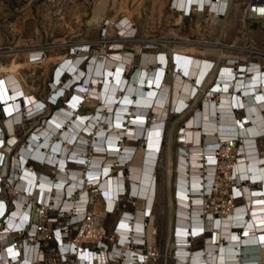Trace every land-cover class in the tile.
I'll list each match as a JSON object with an SVG mask.
<instances>
[{
    "label": "bare ground",
    "instance_id": "obj_1",
    "mask_svg": "<svg viewBox=\"0 0 264 264\" xmlns=\"http://www.w3.org/2000/svg\"><path fill=\"white\" fill-rule=\"evenodd\" d=\"M91 1L89 21H98L111 7L114 14L107 19L104 32L107 28L119 29L120 35L109 41L111 48L105 57L97 51L79 48L51 69L53 82L48 88L54 91L53 96L57 91H66L63 105L49 110L48 102L29 91L23 77L11 67L0 76V98L4 102L0 111L7 114L0 120V159L2 154L8 159L11 148H16L11 174L16 177L18 187L32 192L38 182V189L51 191L56 203H61V197L67 194L71 200L64 202V208L81 209L90 196L86 183L97 182L106 199H97L92 211L96 218H101L104 206L111 209L117 203L126 181L125 192L134 195L135 200L132 208L124 211L118 226L122 234L132 230L135 239L143 226L150 242L154 236L148 225L158 199L156 171L164 155L169 216L166 238L169 249H176V264H264V151L258 148V141H264V67L261 68L264 61L246 58L238 64L226 50L219 52L216 59L210 58L203 51H215L212 47L215 44L191 41L173 30L170 31L173 39L166 40L172 44L162 42L168 46H152L149 44L152 40H140L137 49L140 54L143 46L142 56L138 55L136 65L130 67L134 69L129 77L124 71L131 65L134 52L122 50L120 43L135 39L132 15L140 12L143 0H133L131 6H127L126 0ZM164 1L150 0L158 15ZM167 1L197 16L210 8L205 26L208 31L219 28L220 32L229 28L232 20L225 18L231 10L233 15L240 12L241 3V0ZM252 1L249 6L254 3L258 15L264 17V0ZM204 2L208 6L196 11ZM220 11H225L224 16L219 15ZM172 17L174 25L179 24L183 14ZM23 54L28 58V66L42 59H37L39 53L34 47ZM212 59L215 63L209 70ZM198 100L202 103L197 105ZM84 106L92 109L83 112ZM34 108L37 111L28 115L30 120L45 111L47 117L41 126L29 134L30 130L27 131V140L14 143L16 125H22L24 112ZM171 116L176 117L175 121L170 122ZM176 119H182L183 123L177 125ZM165 129L169 134L176 129L179 152L171 148V143L163 149ZM3 131L9 136L8 142L2 139ZM234 139L240 143L236 146L239 155L229 162L232 172H226L227 177L232 174V185L228 184L226 191L232 206L215 215L204 205V194L212 189L210 182L216 167V158L210 153L222 140L235 145ZM89 142L95 152H86L88 160L84 162L85 157L76 156V150H83ZM68 153L76 159L71 164L66 160ZM29 156L46 163L30 167L24 163ZM101 161L107 164L98 169ZM116 161L118 166L109 167ZM88 164L86 173L84 165ZM124 165L129 168L127 176L122 172ZM78 188L79 192H73ZM147 212L146 227L142 217Z\"/></svg>",
    "mask_w": 264,
    "mask_h": 264
},
{
    "label": "built area",
    "instance_id": "obj_2",
    "mask_svg": "<svg viewBox=\"0 0 264 264\" xmlns=\"http://www.w3.org/2000/svg\"><path fill=\"white\" fill-rule=\"evenodd\" d=\"M251 2L253 1L246 0L243 2V17L246 20H264V17L258 15L254 3L249 6ZM170 6H172V8H170ZM203 6H208V3L204 2L202 7H200V9L197 8L196 11H202ZM168 7L171 13L176 15L181 13L183 17L195 14L193 11L189 14V10L185 11L171 3L168 4ZM211 11L212 10L207 7L200 15L208 17L207 14ZM224 12L225 11H220L219 15L221 17L224 16ZM159 40L161 39H158L156 45L162 47V40ZM84 47L87 50L89 48L83 44L74 47L72 53ZM38 53L39 54L36 56L37 59L43 58L45 55L44 50L38 51ZM262 67L264 66H261V68ZM130 72L131 68H128L124 71V74L129 76L131 74ZM51 82H53V79ZM51 82H49V84ZM41 99L46 100L48 103H55L50 101L49 98ZM23 104L24 107L27 105L25 102ZM3 107L4 102L0 98V108L3 109ZM30 110L31 111L24 112L23 124L16 125L15 127L17 138L14 143L16 144H21L22 141L27 140L28 134L43 123V120H40L39 122L29 125L19 136L20 128H23L26 121L30 119L28 115L37 111L36 108ZM0 114L1 117L7 116L5 113L2 115L1 111ZM40 114L41 113L35 114V117ZM49 118L50 116L47 119ZM27 131H29L28 134ZM6 134L7 133L3 131L2 139L5 138V141L8 142L7 139L9 136L6 137ZM163 140L162 142L160 141L161 144ZM234 141L235 145H231L227 140H222L220 141V145H218L216 149H212L210 153L211 156L216 158V167L214 177L210 182L212 189L209 193L204 194V205L205 209H210L215 215L221 213L223 210H230L232 206V204H229L231 200L230 194L226 192L228 184L232 182V174L227 177L226 172L228 173V171L231 170L228 167V165H230L229 162L239 155L236 146L240 143L236 141V139H234ZM177 142L180 143V141ZM12 144H10V146H12ZM15 149V147L11 148L8 159H6V155L3 154L0 159V264L159 263L161 254L158 248L157 235H155L156 232H151L154 239L149 242L148 235H144L143 226L138 235V239L133 237V231L130 229H127L126 232L122 234L118 226L124 211L126 209H131L135 200L134 195L125 192L128 188L126 181L125 190L114 207L109 209L104 206V215L101 218H96L92 211L94 202L97 199H106L104 189H102L97 182L93 183L88 180L86 183L90 196L86 199L81 209L72 208V206L64 208V202L66 200H71L69 198L70 196L67 194L61 197V203H56L53 200L51 191L44 192V190L38 189V182L35 183L32 192L22 191V189L18 187L16 177L11 174V160L16 156ZM90 151L95 152V149L89 142L88 145H85L83 150H76V156L85 157V155L88 154L86 152ZM25 159L24 163L34 168L46 163V161L42 162L32 156ZM84 159V162L88 160L87 157ZM66 160L71 164V162L76 159L75 157L69 156L68 153ZM106 164L107 163L104 161H101L98 163L99 166H97V168H103ZM118 165L116 161L110 163L109 167L115 168ZM84 167H86L85 171L87 173L89 164L87 166L84 165ZM128 170L129 168L127 166L124 165L122 167V172L125 176H127ZM215 180H217L218 183H215ZM68 184L69 182L67 181L65 185L67 186ZM79 190L80 188L74 189L73 192H79ZM75 200H78V198H75ZM156 201L157 198L155 202L153 201L154 205ZM206 215L207 212L204 216ZM129 219H131V216ZM148 219L149 212L143 215L142 222L145 224ZM145 226L147 227V224H145ZM167 257L169 258L170 264H176V249L173 250L170 248Z\"/></svg>",
    "mask_w": 264,
    "mask_h": 264
},
{
    "label": "rangeland",
    "instance_id": "obj_3",
    "mask_svg": "<svg viewBox=\"0 0 264 264\" xmlns=\"http://www.w3.org/2000/svg\"><path fill=\"white\" fill-rule=\"evenodd\" d=\"M132 1L126 0L127 6L135 3ZM245 1L241 0L240 12L233 15V11H230L229 16L225 19L232 20V22H230L229 28L225 30L226 32H220L219 28L208 31L205 26L207 17L195 14L183 17L181 23L174 25L173 13L169 10L167 0L164 1L159 15L155 8H151L150 0H143L140 12L132 15V24L134 26L132 36L135 39L132 41L124 40L120 43L122 50L134 52L130 61L132 63L128 68L136 65L138 55L140 58L142 56L143 46L140 48V54H138L139 42L152 40L153 43L149 44L153 46L157 44L156 40L158 39L163 40L162 42L171 41L173 38L170 35V31L173 30L176 31L178 36L186 37L191 41L215 44L212 46L215 47V51L209 49H204L203 51L210 58L216 59L219 57V52L226 50L233 54L232 60L238 64L240 62L243 63L246 58L253 61L261 58L264 61V20H246L242 16L243 2ZM92 5L91 0H0V63L2 64L0 66V76L6 68L11 67L23 77L29 91L41 98H45L47 95L50 101L55 102L54 104L52 102L48 103L49 110L63 105L65 103L63 96L66 91H57L54 96V91H49L48 85H50L49 82L52 78L51 69L60 60L70 55L74 47H78L81 44L88 46L90 52L97 51L101 53V56L105 57L110 52L108 51L111 48L109 41L115 40L120 35L119 29L110 30L107 28L106 32H104L107 19L114 14V10L111 7L106 10L98 21H89L92 15ZM128 14L125 13L124 15ZM196 21L199 23L198 27L196 26ZM105 33H107L106 38L104 37ZM167 43L168 45L172 44L171 42ZM167 43L162 44L167 45ZM145 44L148 45V43ZM31 47L36 48V51L44 50L45 55L41 60L31 62L33 64L28 66V58L26 60L23 53ZM214 63L215 60L212 59L209 70ZM184 99L187 100L185 97ZM200 103L202 101L198 100L197 105ZM91 109L90 106H84L82 111H90ZM45 117H47V111L35 117L34 121L27 120L23 128H20L19 136L26 127L43 120ZM1 118L0 114V120ZM175 118L173 116L170 122L175 121ZM182 123V119H180L177 125L180 126ZM175 131L176 129L173 130L172 134H169V131L166 130V136L162 143L163 149L171 143V148L174 151L178 149L179 152L178 145L180 143L177 140L180 137L174 135ZM258 144L260 151H264V141L259 140ZM164 159L166 160L165 156L161 155L159 159L160 166L157 170L159 194L155 204L154 215L148 225V229L156 232L157 235L158 248L161 254L158 264H170L166 254V250L169 249L166 238L169 216L164 183ZM176 164H178V161ZM49 171L50 169L46 170V172Z\"/></svg>",
    "mask_w": 264,
    "mask_h": 264
},
{
    "label": "crops",
    "instance_id": "obj_4",
    "mask_svg": "<svg viewBox=\"0 0 264 264\" xmlns=\"http://www.w3.org/2000/svg\"><path fill=\"white\" fill-rule=\"evenodd\" d=\"M124 14H125V13H124ZM153 151H154V150H153ZM157 190H158V194H159V187H158V189H157Z\"/></svg>",
    "mask_w": 264,
    "mask_h": 264
}]
</instances>
